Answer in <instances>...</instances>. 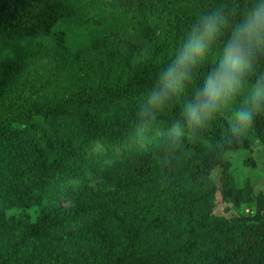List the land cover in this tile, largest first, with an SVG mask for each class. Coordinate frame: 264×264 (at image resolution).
<instances>
[{
  "label": "trees",
  "instance_id": "16d2710c",
  "mask_svg": "<svg viewBox=\"0 0 264 264\" xmlns=\"http://www.w3.org/2000/svg\"><path fill=\"white\" fill-rule=\"evenodd\" d=\"M79 2L0 0L1 53L14 50L15 42L54 38L58 54L82 61V68L43 71L61 87L87 78L60 105L36 101L16 118H0V264H264V193H254L250 183L239 187L225 158L251 150L252 141L243 137L218 148L227 133L224 116L186 142L179 163L162 162L160 139L147 151L133 145L120 152L126 163L119 176L100 178L91 165L96 143L133 142L136 106L165 65L133 66L148 45L167 51L142 13L170 11L188 29L198 11L218 0H109L103 8L112 14H99L93 0H86L91 13L85 14ZM133 31L140 44L125 38ZM183 38L175 28L176 41ZM211 66L203 65L192 87ZM181 107L179 100L151 135L162 137ZM252 130L264 144V116ZM216 169L222 188L213 179ZM88 175L110 189L71 207L50 202L34 222L7 217L10 209L41 207L52 185ZM242 205L253 210L242 214Z\"/></svg>",
  "mask_w": 264,
  "mask_h": 264
},
{
  "label": "clouds",
  "instance_id": "9594fccd",
  "mask_svg": "<svg viewBox=\"0 0 264 264\" xmlns=\"http://www.w3.org/2000/svg\"><path fill=\"white\" fill-rule=\"evenodd\" d=\"M217 49L216 62L192 87L206 58ZM186 91L190 95L160 140L166 164L179 163L186 142L202 137L225 112L231 115L227 133L217 142L221 149L245 137L264 116V0H218L195 14L173 58L159 69L138 102L131 140L149 141Z\"/></svg>",
  "mask_w": 264,
  "mask_h": 264
},
{
  "label": "rangeland",
  "instance_id": "374dc122",
  "mask_svg": "<svg viewBox=\"0 0 264 264\" xmlns=\"http://www.w3.org/2000/svg\"><path fill=\"white\" fill-rule=\"evenodd\" d=\"M93 1L96 2L94 8L99 14H112L108 9L103 8V4L109 0ZM79 8L85 14L91 13L90 7L86 5V0H80ZM141 21L152 29L158 38V46L167 51L158 50L157 52L156 46L148 45L141 53L134 56L133 66L168 63L179 45L175 39V28H179L183 36H185L187 28L177 26V20L170 11H167L166 14L155 10L142 13ZM125 38L138 44L141 43V38L135 31L125 34ZM218 51V49L214 50L206 58L204 65H213L216 62ZM82 64L83 62L80 60H71L59 55L54 38H30L15 42L14 50L0 52V118H16L17 114L24 112L25 105H31L36 101L60 105L73 92L84 89L87 86V78L79 76L76 82L67 87H61L54 82L51 74L43 70L67 66L78 71L82 68ZM188 96L189 92L186 91L180 99L182 104ZM238 105L239 102H237ZM230 115L229 112H225L223 115L226 122ZM245 137L252 141V149L230 152L226 154L225 158L232 164L231 172L239 187L250 183L254 193H264V144L252 129ZM160 139L161 132H156L151 135L149 141L143 144L127 142L123 145L109 146L98 142L93 147L91 165L98 170L100 178L112 175V173L119 176L126 163L122 160L120 152L130 149L133 145H137L142 152L147 151ZM220 174L221 171L216 169L213 172V179L219 188H222ZM88 176L84 180H72L65 184L52 185L48 192L50 200L44 201L41 207L25 210L10 209L7 211V217L19 221L24 220L27 215L29 221L34 222L41 209L50 202L58 206L71 207L84 197H92L98 192L110 189L106 186L105 180ZM224 208L225 206H222L219 213L223 214ZM252 210L253 206L249 205H242L240 208L242 214H248ZM69 228L76 230L78 226Z\"/></svg>",
  "mask_w": 264,
  "mask_h": 264
}]
</instances>
